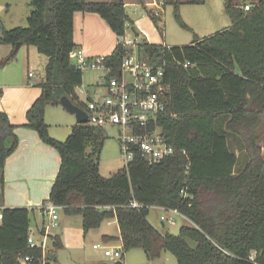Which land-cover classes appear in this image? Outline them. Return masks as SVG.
Returning a JSON list of instances; mask_svg holds the SVG:
<instances>
[{
  "label": "trees",
  "instance_id": "obj_1",
  "mask_svg": "<svg viewBox=\"0 0 264 264\" xmlns=\"http://www.w3.org/2000/svg\"><path fill=\"white\" fill-rule=\"evenodd\" d=\"M180 3H171L175 20L192 32L182 20ZM248 5L250 11L226 6L232 26L204 38L194 34L189 45L168 49L142 41L139 49L144 56L166 64L168 105L159 124L165 142L177 152L154 164L137 155L109 178L100 173L107 132L76 124L60 142L50 136L45 112L48 106H60L64 97L82 107L75 89L83 84V71L72 64L77 49L74 15L96 14L119 37L131 22L124 2L31 0L28 26L3 29L0 45H10L13 51L0 61V68L15 60L19 43L35 47L49 60L39 85L42 94L28 109L22 127L37 132L44 144L58 151L60 170L49 202L67 216H81L85 234L116 218L123 252L141 249L151 261L165 251L178 264H264V155L258 135L264 115V1ZM149 16L162 33L160 13L152 11ZM124 55L117 46L106 57L112 76L119 74ZM188 62L192 67H183ZM16 129L0 111L1 190L6 161L19 144ZM231 136L246 154L241 171L239 156L230 148ZM132 202L140 208L131 207ZM107 206L114 209H102ZM152 207L177 210L190 225H184L178 236L163 234L148 220ZM30 227L29 209L3 210L0 264H22L24 257L32 259L27 264H41V248L28 244ZM45 233L43 225L38 235ZM48 238L47 259L54 262L64 245L60 235Z\"/></svg>",
  "mask_w": 264,
  "mask_h": 264
},
{
  "label": "rangeland",
  "instance_id": "obj_2",
  "mask_svg": "<svg viewBox=\"0 0 264 264\" xmlns=\"http://www.w3.org/2000/svg\"><path fill=\"white\" fill-rule=\"evenodd\" d=\"M5 1L6 0H0V10L4 11V13H2L0 16V27L1 22L3 21L5 22V25L7 27L6 30H11L18 27H27V20L22 21V19H20V16L22 12L27 10H29L31 13V0H14V4L17 5H13V9L10 13H6L7 7L5 4L7 2ZM157 1L159 3V6L164 8L170 0ZM179 1L181 2L180 15L182 17V20L192 29V32L184 30L179 26L174 17V6L170 4H168L163 9V15L161 10L157 9L155 11L159 12L163 19L164 31L162 33L156 27L151 16H149L142 8L132 7L127 9V13H129L133 18V24L132 22H129L128 24L130 25V27H133L135 31L140 34L141 39L146 41L147 43L169 47L185 46L191 44V42L194 40L195 33H197L196 35H199L201 38H203L213 35L223 29H228L232 26L231 18L226 11L227 0H203L204 3L202 4L193 3V0ZM146 10L149 9L146 8ZM144 14H146V16H144ZM15 15H17L18 17L15 18ZM32 50H35L34 52H36L31 58V65L33 67L32 73L35 75L33 79L44 81L46 74L45 70L49 60L46 56L39 54L37 49ZM20 56H22V52ZM91 57L105 58L107 56L94 55ZM16 72L17 69H14L13 74L16 75ZM102 76L103 73L101 71H83L82 87L85 88L86 92L91 94L93 99L96 98V95L98 93L97 86L99 85ZM82 87L76 88L75 93L81 100H84L86 99V93L83 92ZM32 90L37 95L36 99L41 96L42 89L40 88V86L34 87L32 88ZM102 93L104 94L105 91L103 90ZM11 109L15 110L16 108L11 107ZM21 115L23 119V112H21ZM45 121L49 125L50 136L60 142H65L67 140V138L71 134L72 127L76 125L75 115L68 113L61 105L48 106L45 112ZM15 134L17 135L16 130ZM117 134L118 133L115 128L107 129L108 139L105 142L100 159V172L104 177H110L118 170L123 169L127 164L121 152ZM258 135L260 137L259 145L261 146L264 155V115L261 118V126L258 130ZM229 142L230 148L239 156L237 170L241 171L247 160L246 154L242 153L239 140L231 136ZM46 146V148H49L48 150H51L54 154V158L46 163V167L49 165L50 170H48L45 175L41 173H35L36 170H31L30 173H32V175L27 177V179L24 178L25 180L22 185V189L20 187H17L9 190L4 186V192L2 193L1 190L0 193V203L3 208H27L30 210L31 236H35L36 224L42 226L43 221L47 218V216H44V219L42 221L41 214H36L35 216L33 213V208L37 207L41 203H45L44 205L51 203L49 202L51 188L53 185V181L56 179L60 170V155L58 151L48 145ZM30 189H34L36 193L35 196L29 199H25L21 196V192ZM3 197L5 199L4 203L2 202ZM163 214H165V212H163L162 210L152 207L148 216L149 222L163 234L169 233L171 235L178 236L180 233V229L184 225H190L187 219H183L178 215H172V217L175 219V222L166 223L165 227H163L160 220V216ZM58 216L60 217L59 223H61L62 226L60 225L59 227L51 228L50 232L55 233L52 235L63 233L64 237L66 238L67 247L65 251L61 250V252L59 253V259L62 264H95L101 258L106 259L104 250L98 248L96 244L94 245V241H98V235L95 232L90 231L89 236L87 235L84 237L81 216H67L63 212V210L58 211ZM46 221L47 220H45V222ZM103 227L111 233L115 232L116 230L115 225H104ZM49 241L50 240H48V242ZM96 243L103 245V243H101L100 241ZM49 248L50 245L48 244V251ZM109 261L110 260L108 259V262ZM52 264L57 263L53 262ZM122 264H178V261L174 255L165 251L162 252L161 256L158 259L151 261L148 260L143 250L133 249L129 252H124V259L122 260Z\"/></svg>",
  "mask_w": 264,
  "mask_h": 264
},
{
  "label": "built area",
  "instance_id": "obj_3",
  "mask_svg": "<svg viewBox=\"0 0 264 264\" xmlns=\"http://www.w3.org/2000/svg\"><path fill=\"white\" fill-rule=\"evenodd\" d=\"M251 6L244 7L245 11H250ZM159 15V12H156ZM142 43L140 37L133 32V28L127 23L124 35L118 37L117 46L125 50L119 74L112 76V68L106 64V57L88 58L85 51L76 49L73 52V64L78 69L97 70L103 73L101 81L97 86L101 92L96 98L85 91L86 99L79 102V107L87 115L88 126L102 128L107 132L108 128L117 130V137L120 143L121 152L125 158L126 166L133 162L137 155H141L150 164L158 163L161 160L174 156L177 150L168 145L162 135V128L159 124L161 116L167 110V99L169 86L165 82L166 64H158L148 56H144L139 46ZM170 49L171 47H168ZM179 65L182 63L177 62ZM183 67L189 68L192 65L188 62ZM30 76H33L30 74ZM105 91L103 94L102 91ZM181 154L187 155V151L182 149ZM131 207L140 208L137 202H132ZM156 208V207H155ZM0 208V225L3 222V210ZM61 207L53 203L42 206V210L49 217L46 233L39 241L31 235L28 239L30 247L41 248L43 257L41 264H52L47 259L48 236L51 228L58 227V211ZM104 210H112L113 207H103ZM165 214L160 216L162 224L174 223L172 215L181 216L177 210H166L161 208ZM186 219V218H185ZM102 248L101 245H97ZM104 249V247H103ZM105 256L111 259L112 263L122 262L123 248L105 250ZM22 264L32 262L30 257L20 259Z\"/></svg>",
  "mask_w": 264,
  "mask_h": 264
},
{
  "label": "crops",
  "instance_id": "obj_4",
  "mask_svg": "<svg viewBox=\"0 0 264 264\" xmlns=\"http://www.w3.org/2000/svg\"><path fill=\"white\" fill-rule=\"evenodd\" d=\"M87 1L90 3H114L119 0H87ZM122 1L125 4L126 12L128 8H132V7L142 8L146 11L148 15L149 12L152 11L155 12L157 9L161 10L163 15V9L168 4L172 5L173 2H175V0H170L169 3L165 5V7L163 8L159 6L157 0H122ZM196 1L198 0H193L192 2H196ZM5 2H7L5 4L7 7L6 13H10L11 10L13 9V5H17L14 4V0H6ZM146 8L149 10H146ZM2 13H4V11L0 10V16ZM29 13H30L29 10L22 12L20 19H22V21L23 20L26 21L28 19ZM127 14L130 17L131 22L133 24V18L130 16L129 13ZM144 16H146V14H144ZM14 17L17 18L18 16L15 15ZM6 28L7 27L5 25V22L4 21L1 22L0 32L2 33L3 29ZM197 36L200 37L199 35ZM74 42L77 45L78 49H82L85 51V54L88 58H92L91 56L94 55L109 56L114 52V50L117 47L118 36H116L112 32V30L100 18V16L92 13L78 12L74 15ZM32 49H36V48L34 47L31 48L29 46H22L19 49V52L15 60L9 63L4 68H0V111L6 113L8 115L11 124L17 127L16 132H17V137L19 139L18 147L16 151L7 159L6 166L4 169V180H5L4 186L5 188L7 187L9 190H12L17 187H20L22 189V185L25 180L24 178L27 179V177L32 175V173H30L31 170L32 171L36 170L35 173H41L45 175L47 171L50 170L49 165L46 167V163L54 158L53 152L51 150H48L49 148H46L47 146L44 145V143L41 141L37 132L22 127L27 122V118H26L27 111L33 105L37 97L35 92H33L32 88L39 87V85L43 83V81L33 79L35 75L32 73L33 67L31 65V58L32 56H34V53L36 52H34L35 50ZM12 51H13L12 46L0 45V61L6 59L12 53ZM21 52H22V56H20ZM74 63L75 61L72 60V64ZM14 69H17L16 75L13 74ZM30 74H32L33 76H30ZM97 89H98V93L101 92L99 88ZM11 107H15L16 109L12 110ZM21 112H23V119ZM60 163H61V159H60ZM104 178H109V177H104ZM3 192L4 189L2 190V193ZM0 193H1V189H0ZM35 195L36 193L34 189L21 192V196L24 197L25 199L32 198ZM4 200L5 199L3 197L2 199L3 203L5 202ZM44 204L45 203H41L37 207H34L33 213L35 216L36 214H41L42 221L44 219V216H47V218L45 219L47 221L45 222L44 220L42 224V226L43 225L47 226L49 217L45 211H42V206ZM0 208H3L1 206V203H0ZM156 208L161 210V208L159 207ZM60 210H63V208H61ZM59 220L60 217H58V223ZM60 225L61 223L58 224V227ZM104 225H108V226L115 225L116 226L115 232L111 233L107 229H104L103 227ZM42 226L36 224V231H35L36 233L35 236L32 237L37 241L41 239V236L38 235V233L41 230ZM30 231H31V227H30ZM91 231L95 232L98 235V241L103 243V245H101L102 246L101 250H104V252L105 250H108L110 248L114 249L118 247L120 248L123 247V243L121 239V231L116 218L104 222L100 228L93 229ZM89 232L86 234L84 233V237L87 235L89 236ZM50 234H55V233L50 232ZM58 235L61 236V240L64 245L62 251H65L67 247L66 238L64 237L63 233L61 234L58 233ZM98 241L97 240L94 241L95 242L94 245L95 244L100 245L96 243ZM47 243L50 245V241L49 242L47 241ZM60 252L61 250L58 251L55 256L56 261L54 262L57 264H62L59 259ZM105 258L106 259L103 258L99 259V261L95 264L108 262L109 258L107 259L106 256ZM123 259H124V252H123L122 260ZM109 260L111 261V259ZM111 264L114 263L111 262Z\"/></svg>",
  "mask_w": 264,
  "mask_h": 264
},
{
  "label": "water",
  "instance_id": "obj_5",
  "mask_svg": "<svg viewBox=\"0 0 264 264\" xmlns=\"http://www.w3.org/2000/svg\"><path fill=\"white\" fill-rule=\"evenodd\" d=\"M264 0H227V7H245L248 4H259ZM133 32L137 37H139V34L135 31L133 28ZM21 43L17 44L15 50L18 51L21 48ZM61 106L70 114L75 115L76 117V124H87L89 122V119L87 115L83 112L81 108H79L77 105L72 103L68 98L64 97L61 100ZM164 227L165 224H162ZM101 264H111L110 262H103ZM114 264H122V262H116Z\"/></svg>",
  "mask_w": 264,
  "mask_h": 264
}]
</instances>
